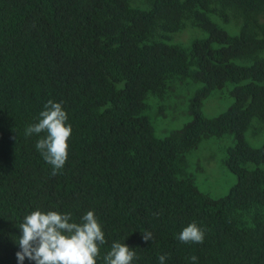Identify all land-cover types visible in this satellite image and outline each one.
<instances>
[{
	"label": "trees",
	"instance_id": "obj_1",
	"mask_svg": "<svg viewBox=\"0 0 264 264\" xmlns=\"http://www.w3.org/2000/svg\"><path fill=\"white\" fill-rule=\"evenodd\" d=\"M135 1L0 0V264H18V226L36 210L75 223L93 211L106 240L97 264L114 242L134 249L132 264H264V142L242 138L264 133V0ZM186 27L205 36L168 43ZM184 84L195 86L189 121L157 137L153 117ZM226 86L231 103L204 117ZM49 100L72 128L56 175L36 148L46 133L25 135ZM223 136L236 181L213 199L186 155ZM191 223L202 244L179 241Z\"/></svg>",
	"mask_w": 264,
	"mask_h": 264
},
{
	"label": "clouds",
	"instance_id": "obj_2",
	"mask_svg": "<svg viewBox=\"0 0 264 264\" xmlns=\"http://www.w3.org/2000/svg\"><path fill=\"white\" fill-rule=\"evenodd\" d=\"M37 123L25 129V135L46 133L36 143L44 160L52 166V175L62 169L68 158V140L72 134L67 123L68 115L61 103L49 100L39 114ZM71 214L56 211L47 213L39 210L23 218L18 226L22 232L18 240L20 250L16 252L18 264L27 258L35 264H97L100 246L106 243L105 234L93 211L82 217V223L69 222ZM144 241H152L151 232H143ZM205 232L195 223L180 232L179 241L186 244H202ZM136 258L134 249L125 243L114 242L104 257L105 264H132ZM159 264H165L167 255L158 257ZM196 264L197 257L189 258Z\"/></svg>",
	"mask_w": 264,
	"mask_h": 264
},
{
	"label": "rangeland",
	"instance_id": "obj_3",
	"mask_svg": "<svg viewBox=\"0 0 264 264\" xmlns=\"http://www.w3.org/2000/svg\"><path fill=\"white\" fill-rule=\"evenodd\" d=\"M136 3L135 0H133ZM224 30L233 33L232 26H223ZM205 35L198 29L186 27L184 30L170 35L168 43L187 46L192 39L202 38ZM190 85V86H189ZM195 86L191 84L176 85L175 94L166 102L163 117H153L152 126L157 137L167 135L171 130L180 128L189 121L186 106ZM230 86H226L222 92H215L203 101L201 113L206 118L216 116L230 103L231 98L227 94ZM155 106H151L154 108ZM243 140L253 148L259 147L264 142V133L258 137H251L248 132L242 135ZM233 140L230 136L219 139L209 138L201 141L198 148L186 155V172L194 177L195 185L199 191L213 199L223 197L235 184V176L223 164L225 151L231 147ZM247 169L253 168L251 164ZM259 168H264V164Z\"/></svg>",
	"mask_w": 264,
	"mask_h": 264
}]
</instances>
